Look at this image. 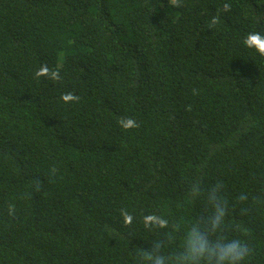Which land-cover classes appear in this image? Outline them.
<instances>
[{
	"label": "trees",
	"instance_id": "trees-1",
	"mask_svg": "<svg viewBox=\"0 0 264 264\" xmlns=\"http://www.w3.org/2000/svg\"><path fill=\"white\" fill-rule=\"evenodd\" d=\"M253 32L264 0H0V264H140L156 241L171 254L173 227L210 214L188 197L197 178L223 185L218 235L264 264ZM148 215L169 227H145Z\"/></svg>",
	"mask_w": 264,
	"mask_h": 264
},
{
	"label": "clouds",
	"instance_id": "clouds-1",
	"mask_svg": "<svg viewBox=\"0 0 264 264\" xmlns=\"http://www.w3.org/2000/svg\"><path fill=\"white\" fill-rule=\"evenodd\" d=\"M180 2L181 0H171V3L176 6H179ZM228 7L229 5H224L225 10ZM212 22L216 23V19L213 18ZM244 43L248 47L255 48L260 55H264V35L249 33ZM37 75H49L48 68H41ZM51 78L58 79V73L52 72ZM62 99L68 102L78 100L79 97L67 93L62 95ZM118 123L125 129L138 127L137 122L131 118H122ZM222 188L223 185L220 182L205 188L198 178L192 180L187 189L189 199L203 197L210 209V214L194 219L186 226L181 224L174 226L172 232L181 229L183 232L179 249L166 255L162 251L163 243L156 241L149 248L141 251L140 264H243L252 251L248 243L240 238L227 239L218 235L223 231L227 213V203L221 193ZM239 199L244 200L246 197L240 196ZM121 215L124 224H132L133 216L130 213L121 210ZM143 221L145 227L152 225L159 228L169 227L167 219L156 215L145 216Z\"/></svg>",
	"mask_w": 264,
	"mask_h": 264
}]
</instances>
